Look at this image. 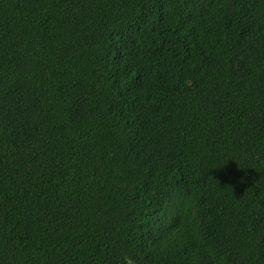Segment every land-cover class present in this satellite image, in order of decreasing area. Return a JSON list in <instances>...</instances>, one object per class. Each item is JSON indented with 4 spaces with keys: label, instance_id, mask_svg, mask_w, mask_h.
<instances>
[{
    "label": "trees",
    "instance_id": "16d2710c",
    "mask_svg": "<svg viewBox=\"0 0 264 264\" xmlns=\"http://www.w3.org/2000/svg\"><path fill=\"white\" fill-rule=\"evenodd\" d=\"M0 264H264V0H0Z\"/></svg>",
    "mask_w": 264,
    "mask_h": 264
}]
</instances>
